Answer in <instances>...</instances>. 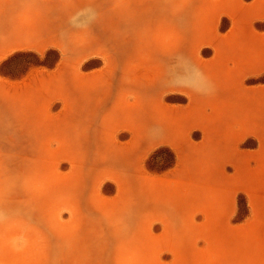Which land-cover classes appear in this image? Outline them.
<instances>
[{
	"label": "rangeland",
	"instance_id": "rangeland-1",
	"mask_svg": "<svg viewBox=\"0 0 264 264\" xmlns=\"http://www.w3.org/2000/svg\"><path fill=\"white\" fill-rule=\"evenodd\" d=\"M0 19L50 37L0 51V264H264V0H0ZM173 117L179 140L150 136Z\"/></svg>",
	"mask_w": 264,
	"mask_h": 264
},
{
	"label": "bare ground",
	"instance_id": "bare-ground-1",
	"mask_svg": "<svg viewBox=\"0 0 264 264\" xmlns=\"http://www.w3.org/2000/svg\"><path fill=\"white\" fill-rule=\"evenodd\" d=\"M150 11V10H149ZM9 16H11V15H9ZM158 16H160V15H158ZM144 17H146V15L144 16ZM163 17V16H162ZM147 18H149V17H147ZM7 19V18H6ZM146 19V18H145ZM150 19V18H149ZM160 19V18H159ZM2 19H0V21H1ZM144 20V19H143ZM4 21V20H3ZM8 21V20H7ZM145 21V20H144ZM159 21V20H158ZM9 22V21H8ZM6 24V23H5ZM201 31H203V30H201ZM40 32L39 31H36V32H34V33H25L24 31H21V30H16V29H13V30H6V29H2V33H0V51H6L8 48H11V47H13V46H20V45H30V46H36V45H39V44H41L42 42H44L47 38H50L49 36H47V35H40L39 34ZM39 43V44H38ZM98 48L99 49H103V47H101L100 45L98 46ZM5 53V52H4ZM174 74H176V73H174ZM173 75V74H172ZM198 77V76H197ZM196 77V78H197ZM205 77V76H204ZM201 78V77H200ZM200 78H199V80H196V81H200V83H201V85L202 86H204L205 87V84L203 85V82H201V80H200ZM160 80H161V78H159ZM188 79V78H187ZM191 80V79H190ZM190 80H189V82H190ZM204 80H206V78H204ZM207 81V80H206ZM45 82V81H44ZM205 82V81H204ZM217 82V81H216ZM215 82V83H216ZM15 83V82H14ZM170 83H175L174 82V80H173V77H172V79H170ZM199 83V84H200ZM190 84V83H189ZM198 84V85H199ZM221 84V83H220ZM207 85V84H206ZM208 85H209V83H208ZM219 85V84H218ZM222 85H224V84H222ZM138 86V85H137ZM200 86V85H199ZM202 86H200V87H202ZM216 87L217 85H212V87ZM221 86V85H220ZM229 86V85H228ZM7 86L4 84V83H1L0 82V88H6ZM129 87V86H128ZM208 87H211V86H208ZM214 87V88H215ZM225 87V85L222 87V89ZM131 88V87H130ZM138 88V87H137ZM203 88V87H202ZM202 88H200V92H202L201 91V89ZM213 88V89H214ZM212 88H211V90H213ZM219 89V88H218ZM221 89V88H220ZM221 89V92L223 91V90H225V89H223L222 90ZM228 90H230V88L229 89H227V91ZM197 91V90H196ZM199 91V90H198ZM214 91L216 92L217 90L216 89H214ZM214 91H211V92H214ZM226 91V90H225ZM225 91H223V92H225ZM226 91V92H227ZM220 92V93H221ZM226 92L225 93H223L224 95L226 94ZM232 92V91H231ZM197 93V92H196ZM203 93H207L206 91H204L203 90ZM230 93V92H229ZM198 94H200V93H198ZM230 94H232V93H230ZM230 94H228L226 97L228 98L229 97V95ZM203 95V94H202ZM211 95V94H210ZM223 95V96H224ZM239 96V98H240V96H242L241 94H238ZM205 96H206V94H205ZM216 96H218V94L216 95ZM231 96V95H230ZM237 95H234V96H231V97H236ZM219 98H220V95L218 96ZM222 97V96H221ZM225 97V96H224ZM224 97H222V99L224 98ZM225 97V98H226ZM230 97V98H231ZM224 98V99H225ZM229 98V99H230ZM229 99H225V100H229ZM236 99V98H235ZM257 99V98H256ZM230 100H232V99H230ZM229 100V101H230ZM234 100V99H233ZM237 100V99H236ZM239 100V99H238ZM237 100V101H238ZM213 101V100H212ZM224 101V100H223ZM226 102V101H225ZM189 111V110H188ZM211 111V110H210ZM214 111V110H213ZM171 112V111H170ZM187 112V111H186ZM189 112H191L192 113V110L191 111H189ZM202 112V111H201ZM207 112V111H206ZM166 113V112H165ZM169 113V112H168ZM208 113V112H207ZM211 113V112H210ZM215 113V112H214ZM213 113V114H214ZM155 114H156V112H155ZM180 114H181V112H180ZM227 114V113H226ZM171 115H172V112H171ZM175 115V117H176V114H174ZM193 115V114H192ZM209 115V114H208ZM215 115V114H214ZM168 116H169V114H168ZM173 116V115H172ZM180 117H181V115H179ZM186 116H188L187 114H186ZM195 116V115H194ZM210 116H212V115H210ZM209 116V117H210ZM228 116H229V114H228ZM167 117V116H166ZM189 117V116H188ZM200 117V116H199ZM170 118V117H169ZM178 118V117H177ZM182 118V117H181ZM206 118V117H205ZM210 118H212V117H210ZM171 119H172V117H171ZM187 119V118H186ZM198 119V118H197ZM200 119L202 120V116L200 117ZM199 119V120H200ZM226 119V118H225ZM173 120H174V117H173ZM177 120V119H176ZM184 120V119H183ZM200 120V121H201ZM170 121V120H169ZM187 121V120H186ZM172 122V121H171ZM182 122V121H181ZM197 122V121H196ZM211 122H212V120H211ZM174 123H177V122H175V120H174V122H173V124H171V123H169V129L171 130V134H170V136H175L178 140H179V135H178V130L176 129V126H174ZM178 123H180V122H178ZM191 123V122H190ZM206 123V122H205ZM189 124V123H188ZM193 124V123H192ZM203 124V123H202ZM209 124V123H208ZM205 125V124H204ZM213 125V127H214V124H212ZM177 126H178V124H177ZM206 126V125H205ZM204 126V127H205ZM208 126H210V125H208ZM159 127H161V124L159 125ZM180 128V127H179ZM159 129H163V128H159ZM208 129V128H207ZM215 129V128H214ZM213 128H212V130H214ZM205 130H206V128H205ZM180 131H182V130H180ZM182 133V132H181ZM180 133V134H181ZM205 133L207 134V132L205 131ZM208 133H210V132H208ZM140 134V133H139ZM183 134H185V133H183ZM205 134V135H206ZM182 135V134H181ZM210 135V134H209ZM212 135V134H211ZM215 135V134H214ZM213 137V136H212ZM211 138V137H210ZM214 138V137H213ZM217 139V138H216ZM212 140V139H211ZM210 140V141H211ZM214 140V142H215V139H213ZM212 140V141H213ZM208 141V140H207ZM211 141V142H212ZM213 142V143H214ZM207 144V142H205V145ZM210 144V142H208V145ZM181 146H182V144H181ZM199 146H201V145H199ZM204 146V145H203ZM214 146V145H213ZM212 146V147H213ZM208 146L206 145V147L205 148H207ZM212 147H209V149H211ZM192 148V147H191ZM213 149V148H212ZM218 149H220V148H218ZM222 149V148H221ZM208 150V149H207ZM223 150V149H222ZM211 151V150H210ZM213 151V150H212ZM187 162H189V161H187ZM200 170V169H199ZM198 171V170H197Z\"/></svg>",
	"mask_w": 264,
	"mask_h": 264
},
{
	"label": "crops",
	"instance_id": "crops-1",
	"mask_svg": "<svg viewBox=\"0 0 264 264\" xmlns=\"http://www.w3.org/2000/svg\"><path fill=\"white\" fill-rule=\"evenodd\" d=\"M257 34L260 35L261 37H264V29H260L257 32ZM170 79H169L168 83H170ZM173 80L175 83H170V84L177 85L178 83H180L181 78L178 76H175V77H173ZM16 88H18V86ZM19 88H24V87H19ZM82 106L83 107H91V108H93V107L105 108L106 101L104 100V94H102V96H98L97 100L86 102ZM160 124H161V127H159ZM146 127L149 128L150 136L155 140H156V138H158V139L160 138L161 140H168V139L170 140V137L176 138L175 136H170L171 130L169 129V124L167 125V124H163V123H158V124L151 123ZM159 128H163V129L161 130ZM133 138L134 139L129 141V143L127 144V147H129L130 149H132L137 144V142H139V141L145 142V140H146L145 137H141L140 135H136V134ZM252 167L258 169L261 166L259 164H256V165H253ZM235 168H236V172H248L249 171V165L235 164Z\"/></svg>",
	"mask_w": 264,
	"mask_h": 264
}]
</instances>
